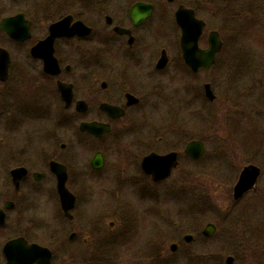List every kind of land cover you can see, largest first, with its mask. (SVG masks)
<instances>
[{
	"label": "flooded vegetation",
	"instance_id": "flooded-vegetation-1",
	"mask_svg": "<svg viewBox=\"0 0 264 264\" xmlns=\"http://www.w3.org/2000/svg\"><path fill=\"white\" fill-rule=\"evenodd\" d=\"M202 1L0 0V23L14 18L5 27L7 31L0 29V264L7 261L5 244L16 238L47 250L39 252L41 264L48 255L50 264H112L117 245L112 233L124 218H143L153 212L155 198L160 196L157 187L177 183L169 191H176L183 202L194 203L189 213L192 220L199 216L195 210L200 209L197 202L202 171H207L205 160L218 164L220 159L217 171L211 173L232 184L227 194L232 205L252 194L264 212V187H259L264 177V149L244 147L251 157L242 158L239 169L241 164L235 163L241 152L233 148L227 154L211 152L202 162L205 139L197 130L186 129L190 121L207 116L199 111L198 99L204 97L210 106L216 101L210 81L202 82L201 77L216 70L221 51L207 70L193 71L185 64L175 21L180 6L202 20ZM53 24L60 25L51 45L33 53L32 48L49 36ZM173 34L176 39L171 42ZM203 34L200 49L208 43ZM50 46L56 67L47 70L42 55ZM161 57L166 63L157 67ZM173 62L178 67L179 128L147 130L145 115L136 109L151 105L155 98L160 101L157 105L165 104L172 81L167 69ZM205 84L213 100L206 96ZM59 85L66 94L71 91L68 105ZM242 96L247 101L249 90ZM214 107L210 118L217 114ZM91 122L109 130L100 135L80 130L81 123ZM189 143H202L199 157L186 152ZM154 154L173 156L175 164L164 178H155L161 173L150 170L153 165L147 158ZM224 159L228 166L222 165ZM246 166L257 169L255 183L235 198L234 185ZM63 174L64 186L73 196L67 212L57 187ZM133 201L136 214L131 212ZM207 224L213 227L210 235L204 234ZM240 229L232 234L246 240L215 243L218 250H233L224 264L229 257L231 264H264V222ZM215 231L216 225L208 222L199 233H185L180 241L190 246ZM187 235L190 242L184 239ZM170 244L179 248L176 242Z\"/></svg>",
	"mask_w": 264,
	"mask_h": 264
},
{
	"label": "rangeland",
	"instance_id": "rangeland-1",
	"mask_svg": "<svg viewBox=\"0 0 264 264\" xmlns=\"http://www.w3.org/2000/svg\"><path fill=\"white\" fill-rule=\"evenodd\" d=\"M199 15L206 23L203 35L209 30H217L223 48L216 70L201 77L202 82L210 81L216 95L215 105L210 106L204 97L198 99L199 111L207 116L202 115L205 118L201 121H190L186 129L197 130V135L205 139L207 150L202 162L211 152L227 154L233 148L241 152V158L235 163L240 165L245 158L251 157L244 147L264 149V0H215L214 4L203 0ZM174 38L176 34L171 35L170 41ZM167 72L172 81L168 84L165 104L157 105L160 101L155 98L151 105L136 109L137 113L145 115L147 130L179 128L177 63H171ZM247 90L250 98L246 101L242 94ZM214 106H217V114L210 118ZM149 114L153 115L152 119H148ZM224 160L222 165L228 166V161ZM205 161L207 171H202L201 198L197 202L200 209L195 210L199 216L192 220L189 213L193 211L190 208L194 203H187V200L185 203L176 191H169L177 183L168 182L157 187L160 196L155 198L153 212L143 215L145 219L124 218L121 226L112 233L117 236V245L116 255L110 263L224 264L225 256L233 250H218L215 243L244 241L246 239H238L232 233L241 231L240 227L263 224L264 212L260 203L253 201L255 197L250 194L232 205L227 198L232 184L211 173L217 171L220 159L218 164L214 160ZM224 171L231 174L228 169ZM259 187H264V177L260 179ZM130 205L131 212L136 214V203L133 201ZM208 222L216 225L210 238L200 237L190 246L181 244L185 233L197 234ZM172 242L179 244L175 252L168 249Z\"/></svg>",
	"mask_w": 264,
	"mask_h": 264
},
{
	"label": "water",
	"instance_id": "water-1",
	"mask_svg": "<svg viewBox=\"0 0 264 264\" xmlns=\"http://www.w3.org/2000/svg\"><path fill=\"white\" fill-rule=\"evenodd\" d=\"M14 18L4 19L0 23V29L6 30L5 27L11 24V21ZM175 21L180 29V47L183 52V58L185 64L189 66L193 71L199 69L207 70L208 67L213 63L215 55L220 51L222 47V41L220 39L219 33L215 30L208 32V46L205 49H200L198 47V41L203 33L205 26L204 21L196 19L194 17L193 11L180 6L175 12ZM60 24H53L50 28L49 36L42 41L41 43L35 45L32 48L34 53L38 49L42 48L43 45H51L55 36H57V30L59 29ZM11 36L16 38V34L10 33ZM27 37V36H26ZM25 37H21L23 39ZM51 46L49 47L48 53L42 55V58L45 60V69H49L50 66L56 67L55 59L52 56ZM3 49H0V58L2 55ZM166 63V58L161 57L158 61L157 67H163ZM205 94L210 99L213 100L214 95L211 92L209 85L204 86ZM59 90L61 91L62 97L65 98L66 105L71 101V91L69 90L67 94L64 91V88L59 85ZM66 95V97H65ZM78 105V104H77ZM80 130L88 131L97 135H100L102 132L109 130L108 126H103L101 123L91 122V123H81L79 126ZM199 145L201 149L198 148L197 153L196 147ZM203 151L202 143H189L186 148V152L190 154L193 158L200 156V153ZM153 165L150 170H156L161 173L160 177L155 178H164L166 177L171 167L173 166V156H157L150 155L147 158ZM173 161V162H172ZM257 177V169L254 166H246L243 168L239 175V179L234 185L233 196L239 198L246 192L249 188H252ZM65 176L58 177V193L60 196V202L62 209L67 212L70 210L73 204V196L66 190L64 186ZM3 222V215L0 212V224ZM213 231L212 224H207L204 229L205 235H210ZM185 241L190 242L191 237L189 235L185 236ZM169 249L171 251H176L177 245L170 244ZM45 250L37 246L36 244H27V242L21 238L12 239L7 242L3 248V251L6 255L7 261L5 264H41L39 260V252ZM47 251V250H45ZM49 254V252H48ZM49 255L47 256L46 262L49 263ZM231 258H227L226 264H231Z\"/></svg>",
	"mask_w": 264,
	"mask_h": 264
}]
</instances>
